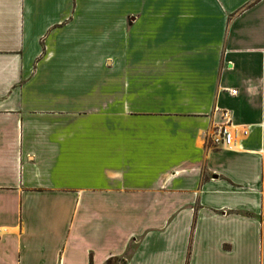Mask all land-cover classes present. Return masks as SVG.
Masks as SVG:
<instances>
[{
  "label": "crops",
  "instance_id": "crops-1",
  "mask_svg": "<svg viewBox=\"0 0 264 264\" xmlns=\"http://www.w3.org/2000/svg\"><path fill=\"white\" fill-rule=\"evenodd\" d=\"M113 257L264 264V0H0V264Z\"/></svg>",
  "mask_w": 264,
  "mask_h": 264
},
{
  "label": "built area",
  "instance_id": "built-area-1",
  "mask_svg": "<svg viewBox=\"0 0 264 264\" xmlns=\"http://www.w3.org/2000/svg\"><path fill=\"white\" fill-rule=\"evenodd\" d=\"M232 96L237 95V91H229ZM221 117L224 121L221 128L218 129L216 144L222 147H229L233 143V134L229 130L232 127V116L228 111H221Z\"/></svg>",
  "mask_w": 264,
  "mask_h": 264
},
{
  "label": "trees",
  "instance_id": "trees-1",
  "mask_svg": "<svg viewBox=\"0 0 264 264\" xmlns=\"http://www.w3.org/2000/svg\"><path fill=\"white\" fill-rule=\"evenodd\" d=\"M105 264H127V261L124 258L113 257L108 259Z\"/></svg>",
  "mask_w": 264,
  "mask_h": 264
}]
</instances>
